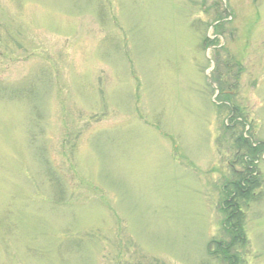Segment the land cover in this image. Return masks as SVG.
Returning a JSON list of instances; mask_svg holds the SVG:
<instances>
[{"label":"rangeland","instance_id":"rangeland-1","mask_svg":"<svg viewBox=\"0 0 264 264\" xmlns=\"http://www.w3.org/2000/svg\"><path fill=\"white\" fill-rule=\"evenodd\" d=\"M204 34L264 144V0H0V264H220L235 147ZM256 168L242 264H264Z\"/></svg>","mask_w":264,"mask_h":264},{"label":"trees","instance_id":"trees-1","mask_svg":"<svg viewBox=\"0 0 264 264\" xmlns=\"http://www.w3.org/2000/svg\"><path fill=\"white\" fill-rule=\"evenodd\" d=\"M216 5V4H215ZM216 8V7H215ZM232 13L228 6H224L211 23L212 31L215 34L223 35L225 24L229 23ZM231 35V31H229ZM211 39L204 34L203 46L213 45L214 48V68L211 73V80L216 83L220 101L219 107L224 108L229 116V123H223L224 133L229 134V141L234 146L235 152L233 160L228 162L231 168V179L226 180L222 186L224 198L219 205V211L222 215L221 227L224 232V238L210 239L206 246L208 255L213 259H218L220 264H242L239 248L245 244L243 230L244 207L248 201L255 199L258 195L259 176L256 161L264 151V144L254 142L248 136L245 137L243 129L248 125L245 113L241 108L232 105L229 89H234L237 85V78L242 72L241 64L229 54L223 46H217ZM224 51L221 55L220 51ZM7 87L0 85V93H5ZM237 128L242 130L237 131ZM227 131V132H226ZM240 164V169H235L232 164ZM259 196V195H258Z\"/></svg>","mask_w":264,"mask_h":264}]
</instances>
